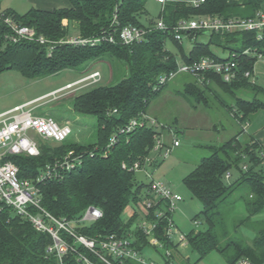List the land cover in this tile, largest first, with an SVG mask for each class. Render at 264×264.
Returning <instances> with one entry per match:
<instances>
[{
    "label": "trees",
    "instance_id": "trees-1",
    "mask_svg": "<svg viewBox=\"0 0 264 264\" xmlns=\"http://www.w3.org/2000/svg\"><path fill=\"white\" fill-rule=\"evenodd\" d=\"M147 1L69 0V6L53 10L33 7L24 14L11 9H6V12L0 10L20 24L33 27L38 35L59 42L50 55L47 45L40 42H12L7 39L10 27L0 19V74L18 70L26 77L42 78L64 69H75L86 64L88 66L106 55L124 62L126 66V75L119 82L93 86L72 100L75 112L94 116L96 135L93 141L82 143L68 138L54 146L40 144L41 153L38 156L12 157L19 167V177L36 178L46 165L62 158L67 152L72 150L75 155H81V166L63 172L60 179L41 181L39 187L42 206L58 218L77 220L89 206L98 207L102 211L101 218L90 225L77 228L88 237L126 234L133 219L123 217L125 208L130 202L149 196L150 183L138 181L136 172L131 167L136 160L150 155L158 130L155 126L148 125L136 127L129 133H119V129L140 114H147L152 98L167 85L158 84L159 75L177 69L178 59L167 49V39L171 38L178 45L184 62H192L204 56L231 59L234 54L242 53L247 48L264 52V39L258 40L256 31L225 34L196 32L197 39L189 52L184 50L182 43L174 38L171 31L183 18L202 15H219L225 19L254 17L263 8L264 0H205L198 6L192 5L189 0H167L162 5L159 17L169 29L153 28L140 42L132 45H124L120 41H104L95 45L60 42L72 36L71 27L77 29V35L88 39L109 33L118 38L121 29L128 25L153 27L152 21L145 24L141 20V15L146 12ZM200 35H206L208 39L199 40ZM213 45L228 51V56L219 55L213 50ZM238 59L242 71L254 69L255 58L243 56ZM209 76L213 81L208 85L200 84L192 76L185 83L183 96L187 99L194 97L197 103L208 104L210 93L217 95L220 90L221 93L230 94L234 101L222 103L240 124L247 123L253 115L264 109V102L258 98L259 93H264V88L257 83L253 84L247 78L227 83L219 75ZM249 90L254 92L251 99L238 93ZM115 109L117 113L113 114ZM244 132L241 129L222 144L212 145V154L202 158L184 178V184L201 202L203 209L200 214L205 216L208 224L207 230L189 234L188 241L201 257L213 249L224 252L231 247L234 253L229 264L241 257H248L257 264H262L264 230L253 239H229L225 245H221L217 232L218 225L222 222L219 218L220 208L238 188L246 187L249 199L245 202L248 213L236 227L246 224L264 208V170L259 168L262 165L260 151L264 146L252 135L249 140L242 141L240 135ZM114 134L117 135V141L108 149ZM105 150H108L107 155ZM244 165H247L246 169L243 168ZM233 169H238L241 176L229 183L227 179L232 177L230 171ZM228 174L230 177H227ZM239 197L243 198V195ZM158 227V236L165 240V217L158 219ZM64 237L72 242L66 234ZM52 242L49 233L38 231L30 221L15 215L10 207L0 203V264H60L55 253L47 252V247ZM134 244L141 251L148 246L142 234ZM167 244L173 251L177 248L172 243ZM63 264L80 263L76 254L68 251L63 256Z\"/></svg>",
    "mask_w": 264,
    "mask_h": 264
},
{
    "label": "built area",
    "instance_id": "built-area-1",
    "mask_svg": "<svg viewBox=\"0 0 264 264\" xmlns=\"http://www.w3.org/2000/svg\"><path fill=\"white\" fill-rule=\"evenodd\" d=\"M162 5L167 0H157ZM205 0H189L194 6H198ZM0 19L9 27L10 33L7 39L12 42L21 40L37 41L47 45L49 55L58 41L49 40L44 35H38L36 30L28 25H23L6 16L0 11ZM153 27H139L128 25L121 29L118 38L109 33L96 38H84L79 35L69 36L61 43L71 44H99L107 41L132 45L145 39L151 29H169L164 21L159 18ZM174 38L182 43L184 38H188L192 43L197 39L196 32L204 33H229L234 31H256L258 40L264 39V12L257 11L254 17L229 18L225 19L219 15H202L191 18H183L171 28ZM247 56L255 58L253 70L242 71L239 64L240 57ZM259 61L264 62V52L258 49L247 48L242 53L234 54L231 59H219L213 56H204L192 62L179 61L175 71L162 73L158 77V84L165 85L178 73H187L196 78L200 84H211V74L219 75L222 81L230 83L240 78H247L253 84L257 82L255 67ZM102 78L99 70L86 73L76 81L67 84L61 89L55 90L46 97L56 98V94L66 89L78 91L87 86L98 83ZM40 99L27 104L18 105L0 114V203L10 207L13 213L24 220L30 221L33 226L41 232L49 233L53 242L47 247V252L55 253L60 264H63V256L68 251L76 254V259L80 264H179L173 257L174 251L167 242L177 246V248L189 244L188 235L182 232L175 224L174 212L177 204L183 198L173 191L171 187L159 179H153L152 174L146 169L157 161V157L148 155L143 159L136 160L131 167L133 171L144 170L151 178L149 196L135 202H130L125 211L128 210V218H132V226L126 234L119 235L111 233L88 237L81 234L77 228L90 225L103 216L102 211L95 206H89L77 220L68 218H58L42 206L39 183L49 179H60L63 172L76 169L82 164L81 155H75L74 151L67 152L62 158L44 167L36 178L19 177V167L12 157L16 155L38 156L40 155V142L36 135L44 140L63 142L70 138L73 132L72 124L69 121L59 122L55 117L48 114H35L30 105ZM117 113L115 109L113 114ZM155 126L158 133L155 135V143L152 151L159 156L168 157L173 149L180 145L177 138H173L172 144H167L162 135L164 132L174 134L173 128L158 122L155 118L146 113L133 118L129 123L119 129V133H129L139 126ZM161 128V129H160ZM117 141L114 134L107 146L109 149ZM105 150V155H107ZM262 164H264V148L260 151ZM125 167L126 164L124 163ZM244 169L247 165L243 166ZM230 177V174L227 175ZM159 205V206H158ZM158 206V208H155ZM161 206V207H160ZM124 211V212H125ZM165 217L167 227L165 230L166 239L158 236V219ZM138 233V234H137ZM72 239L69 242L68 239ZM147 240V248L144 251L134 244L140 235ZM83 247V249H81ZM163 249L161 261L146 260L143 254L148 249ZM233 264H257L248 257H241ZM264 264V262L262 263Z\"/></svg>",
    "mask_w": 264,
    "mask_h": 264
},
{
    "label": "rangeland",
    "instance_id": "rangeland-1",
    "mask_svg": "<svg viewBox=\"0 0 264 264\" xmlns=\"http://www.w3.org/2000/svg\"><path fill=\"white\" fill-rule=\"evenodd\" d=\"M0 6L2 12H6L5 10L8 8H14L24 14L30 9L32 3L27 0H0ZM161 9L162 4L157 0H148L146 12L141 15V20L145 24H149L150 21L156 23L160 18ZM70 34L77 36V29L71 27ZM198 38L203 41L208 39L206 35H200ZM182 46L186 52H189L192 42L188 38H184ZM166 47L176 55L178 62L182 61L180 49L171 38L167 39ZM213 50L223 57L228 56V51H223L216 45H213ZM93 68H97L102 73V78L98 83L78 91H75L74 88L63 90L56 94V98L46 97L28 107V109L33 108L35 114H48L59 122L69 121L73 128L70 135L72 140L82 143L91 142L96 135L95 118L75 112L72 108V100L76 95L93 86L112 85L125 77L127 70L124 62L118 61L111 55L94 60L88 66L86 64L75 69H64L57 74L42 78H29L18 70L5 71L0 74V108L26 102L47 92L51 93L53 90L61 89L81 78ZM255 70L256 74L260 76L256 83L264 88V62L259 61ZM191 79L192 75L190 74L178 73L158 95L152 98L147 109L151 117L174 129L175 136L168 132H164L162 135L167 144H172L174 137L180 141V145L175 147L166 158L151 151L150 155L157 157V161L153 165L147 166L146 169L152 174L153 179L163 181L182 196L183 199L178 202L174 212V220L178 228L187 235L207 230L208 224L205 216L200 214L203 209L201 202L184 184V178L194 170L202 158L212 154V145L222 144L241 129L245 131L240 135L242 141H246L251 135L264 141V109L253 115L247 123L240 124L239 120L222 103L223 101L225 103L234 101L230 94L221 93L220 90L217 95L210 93L208 104L197 103L194 97L185 98L182 92L185 83ZM238 93L249 99L254 96V92L251 90ZM258 98L264 102V93H259ZM36 138L44 145L59 144L53 140H44L39 135H36ZM259 168L264 170V164ZM230 172L232 177L227 179L229 183L236 181L241 176L238 169H233ZM136 178L138 181L147 183L151 180L144 170L136 171ZM240 195H243V198H240ZM247 199H249V190L242 186L221 206L219 218L222 222L217 228L221 245H225L229 239H253L260 231L264 230V208L246 224L236 227L248 213L245 203ZM128 215V210H126L123 217L128 218ZM233 253L234 249L229 247L224 252L213 249L201 257L196 248L188 244L174 248V259L179 264H229ZM163 254V249L150 248L143 256L146 260L161 261Z\"/></svg>",
    "mask_w": 264,
    "mask_h": 264
},
{
    "label": "crops",
    "instance_id": "crops-1",
    "mask_svg": "<svg viewBox=\"0 0 264 264\" xmlns=\"http://www.w3.org/2000/svg\"><path fill=\"white\" fill-rule=\"evenodd\" d=\"M27 1H29V2H31L32 3V6L30 7V9L31 8H38V9H42V10H53V9H55V8H58V7H63L64 5H67V6H69L70 5V3H69V0H27ZM68 2V3H67ZM60 5V6H59ZM8 9H11V10H15V11H17L16 9H14V8H8ZM0 10L2 11V9H1V6H0ZM261 11H263L264 12V6H263V8L261 9ZM18 13H20L19 11H17ZM93 66V65H92ZM255 69H256V67H255ZM94 70H98L97 68H93V69H91L89 72H91V71H94ZM100 71V70H99ZM88 72V73H89ZM255 73H256V70H255ZM102 74V73H101ZM256 78L257 79H259L260 78V76H258L257 74H256ZM53 91H55V90H53ZM48 94H50L49 92H47ZM47 93H45V94H43V95H40V96H38V97H36V98H33V99H31V100H29V101H26V102H20V103H15V104H11V105H8V106H5V107H2V108H0V114L1 113H4V112H6V111H8V110H10V109H12V108H14V107H16V106H18V105H23V104H27V103H29V102H31V101H35V100H37V99H41L42 97H44V96H46V95H48ZM38 102V101H37ZM36 102V103H37ZM147 114H148V112H147ZM149 115V114H148ZM234 115V114H233ZM150 116V115H149ZM156 119V118H155ZM255 137V136H254ZM263 146H264V141L263 140H261L259 137H255Z\"/></svg>",
    "mask_w": 264,
    "mask_h": 264
}]
</instances>
